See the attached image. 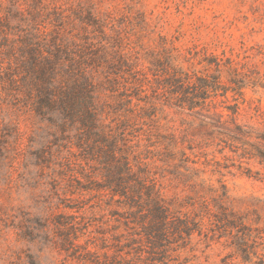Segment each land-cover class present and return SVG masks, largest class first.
<instances>
[{
  "label": "rangeland",
  "instance_id": "374dc122",
  "mask_svg": "<svg viewBox=\"0 0 264 264\" xmlns=\"http://www.w3.org/2000/svg\"><path fill=\"white\" fill-rule=\"evenodd\" d=\"M260 138L264 0H0V264H264Z\"/></svg>",
  "mask_w": 264,
  "mask_h": 264
},
{
  "label": "trees",
  "instance_id": "16d2710c",
  "mask_svg": "<svg viewBox=\"0 0 264 264\" xmlns=\"http://www.w3.org/2000/svg\"><path fill=\"white\" fill-rule=\"evenodd\" d=\"M208 63V62H207ZM210 63V62H209ZM213 63L216 68L222 63L220 59L214 57ZM173 70L167 71L163 78L161 90L167 97V105L177 108L180 111L205 110L209 112L215 109L218 96L226 97L228 87L221 84L218 76L213 74L197 75L190 73L181 67H172ZM238 84L237 82H235ZM239 88H241V84ZM234 90V88H232ZM237 133L244 136L247 131L242 132L241 127L235 124ZM235 137V136H234ZM263 139L264 138H260ZM263 157V154H261ZM244 244H239L240 249L245 248L247 234H241Z\"/></svg>",
  "mask_w": 264,
  "mask_h": 264
}]
</instances>
